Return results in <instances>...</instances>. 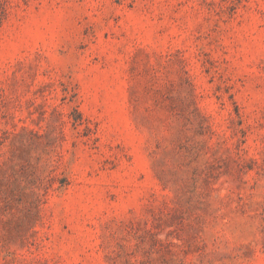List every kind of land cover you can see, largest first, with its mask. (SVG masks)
<instances>
[{
	"label": "rangeland",
	"instance_id": "374dc122",
	"mask_svg": "<svg viewBox=\"0 0 264 264\" xmlns=\"http://www.w3.org/2000/svg\"><path fill=\"white\" fill-rule=\"evenodd\" d=\"M0 264H264V0H0Z\"/></svg>",
	"mask_w": 264,
	"mask_h": 264
}]
</instances>
